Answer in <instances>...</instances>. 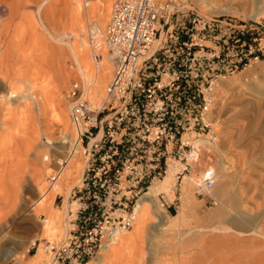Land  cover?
I'll list each match as a JSON object with an SVG mask.
<instances>
[{"label": "rangeland", "instance_id": "1", "mask_svg": "<svg viewBox=\"0 0 264 264\" xmlns=\"http://www.w3.org/2000/svg\"><path fill=\"white\" fill-rule=\"evenodd\" d=\"M41 1L0 0V95L7 94L12 88L17 92L16 96L3 98L4 103H9L11 108H14L12 113V110L7 113L5 109L0 108V119L9 118L8 120L11 123L7 128L8 132L5 130L6 133L10 132V134L3 132V136L0 130V141L1 139L2 142L4 141L3 143L0 142L3 145L2 150L0 144V190L3 185L9 184L16 178L18 179V176H29L32 168L36 165L43 167L42 191L52 189L50 175L57 167V159L65 156L68 148V144L62 142V136L67 133L70 139L73 134L76 137L74 127L69 120L68 110L65 112L66 120L64 124L57 123L53 114L54 111L49 110L44 118L47 125L42 123L40 126L34 123L31 113L26 109V107L32 109L30 99L25 96L30 89L21 83L20 74L28 73L30 76L37 77L38 79L36 78L35 82L45 86L44 88L47 91L50 90L49 93L52 95L51 91L53 92L54 87L57 86L56 77L58 72L64 71L67 73L69 78L62 86L66 106L69 105L66 96L67 89L71 82L77 80L74 76H71L74 64L68 51L58 43H54L45 34L38 22L39 20H37L35 11ZM84 1L87 0H77V6L82 11L86 9L83 4ZM99 1L104 2L106 5L109 4L110 15L114 0ZM176 1L179 3L186 1L188 6L185 7L194 6L207 16L249 20L264 28V12L259 11L260 13L257 15L249 17L242 15L247 11L252 14V11L260 7L261 0ZM49 2V5H53L57 9L55 13L57 20H63L64 1L49 0ZM41 14L44 24L50 25L53 21L50 14L45 13L44 8ZM84 19L81 23L82 36L89 42L86 23L94 20V18ZM61 27H64L63 31L65 32H72L73 30L69 26L63 25ZM52 47H54V51L51 50ZM57 47L61 48L58 50ZM91 50L92 48L89 49L88 61L92 64ZM220 79L229 80L231 82L229 88H225L222 94L219 93L220 95H209L208 110L203 114V120L200 118L197 120V135L191 133L186 136L190 141H195L199 137L203 139L206 137L211 140V133H213L216 148L200 146V154L196 164L190 162L187 170L184 171H181L184 166L183 161L177 158L171 159L168 171L172 172L175 178L171 188L172 195L159 189L157 194L148 197L151 200L152 208L146 231L139 243L130 246L129 252H124L123 264H138L140 255V264H163L167 255L175 257L174 260L177 261V264H185V262L186 264H264V232H262L264 226H261V224L264 225V56L259 57L257 60L252 59L240 70L217 80ZM103 95L99 93L97 98H89L90 107L95 108ZM199 111L197 108V114H199ZM74 152L66 165L59 170L61 174L66 171V178L62 179L58 174L56 182L60 185L65 184L62 185L63 190L53 196L51 205L48 208L40 206L36 211H33L38 194L22 192L21 201L16 207L10 209L8 206L4 209H10L11 214L18 220H24V227L18 232L10 230L7 234L12 238L6 245L9 255L8 257H6L7 255H0V264H44L50 259L51 247L56 248L67 243L74 234L78 222L77 209L80 206L77 190L81 186V180L70 188L67 199H65V187L84 163L83 149L80 147L79 150ZM43 154H47L48 160L42 158ZM210 166L214 170V177H217L219 170L224 172L222 191L218 196L198 192L197 190L196 179ZM185 175H190L193 178L189 185L191 210L185 223L176 225V223H172L171 216L177 214L180 210L181 186L184 183ZM158 179L163 178H156L154 180L155 184L152 182L138 188L139 192L136 199H139L150 186L159 183L160 180ZM196 190L198 193H196ZM219 196L225 204H228L227 207L229 208L224 212H222L223 210L220 211L222 214L219 213V210H215L218 211L217 213L214 212V208L217 205L219 206ZM67 202L70 211L69 215H64L63 209ZM232 208L234 211L236 210L237 215H240L239 219L235 218L237 215ZM223 213L226 214V217L222 216ZM208 214H214L217 217L207 220L206 225H214L220 220V222L222 221L221 224L228 226L230 230L219 231L218 233L207 231L203 239L196 235L197 238L194 237L186 241L173 240L175 243L170 248L171 251L164 250L165 240L170 241L171 239L162 238L160 234L162 231L197 229V217L204 220L206 216H209ZM243 215L247 216L246 220ZM46 218L51 219V226L47 231L45 228H41ZM215 218L218 219L215 220ZM228 218H234L238 221V224L237 222H231V224L225 222ZM65 223L67 224L66 231H64ZM133 224L124 233L132 232ZM221 224L217 223L216 225ZM258 225L259 228H257ZM259 229L262 232V234H259L261 236L258 235L260 233ZM32 238H35L34 244H30ZM227 239L229 240L227 241ZM108 241L105 239L101 242L96 254L91 258L92 264H102L99 259L102 253L105 252L103 246L110 243ZM39 253L43 255L40 256ZM183 253L184 258H182ZM185 257H188V260ZM104 259L102 261L104 264H111L108 261L109 257ZM181 260L187 261L182 262ZM178 261L181 262L178 263Z\"/></svg>", "mask_w": 264, "mask_h": 264}, {"label": "built area", "instance_id": "2", "mask_svg": "<svg viewBox=\"0 0 264 264\" xmlns=\"http://www.w3.org/2000/svg\"><path fill=\"white\" fill-rule=\"evenodd\" d=\"M89 28L91 60L99 62L105 48L112 72L95 108L78 80L67 89L84 154L80 206L74 234L51 247L49 264H87L103 240L130 229L138 188L163 177L172 158L183 161L181 171L197 159L196 140L186 136L197 135L215 81L264 56L261 26L176 0H114L104 35ZM62 142L68 148L50 181L74 154L69 134Z\"/></svg>", "mask_w": 264, "mask_h": 264}, {"label": "bare ground", "instance_id": "3", "mask_svg": "<svg viewBox=\"0 0 264 264\" xmlns=\"http://www.w3.org/2000/svg\"><path fill=\"white\" fill-rule=\"evenodd\" d=\"M58 1L60 2V0H58ZM63 1H64L63 20H57V18L55 16L57 9L55 6L48 4V3H50L49 0H42L40 2V4L37 5L36 11H35L37 20H39L38 22L41 25V28L43 29L45 34L54 43H56V44L58 43L59 45L63 46L64 47L63 49L67 50L68 53L70 54L71 59L73 60V64H74L71 76H74L81 83L83 96L87 100H89V98H97L99 93H100V95L104 94L105 82H107V78L109 77V75L111 73L112 64L108 58V54H107L105 48H103L101 50L102 58L99 62L94 63L92 61L93 63L91 64L90 61H88L89 60L88 59L89 49L91 48V47L89 48V46H91V45H90V42H87L85 40V38L82 36L81 23L83 22V20H85L84 18H86V19L90 18V17L94 18V20L86 23V32L88 31L87 27L89 28L91 26L94 30L93 34H95L97 37L103 36L104 31H105V27H106L105 23H107V21L109 19L108 18L109 17V4L106 5L104 2L99 1V0L84 1L83 4H84V7H86V9L84 11H82V9L80 10L77 6V0H63ZM179 5H181L182 7L188 6L186 1L179 3ZM43 8H44L45 13H49L50 16L52 17L53 21H52V23H50V25H45L44 22L42 21L41 11ZM259 11L264 12V0H261L260 7H258L257 10L252 11L253 12L252 14L247 11L246 13L244 12L242 15L248 16V17L254 16V15H257L258 13H260ZM63 25L73 28L72 32L71 31L70 32L63 31L64 27L63 28L61 27ZM89 29H91V28H89ZM57 48L59 50V48H61V47H57ZM51 50L54 51V47H52ZM90 53H92V50ZM90 57H91V54H90ZM25 72H27V71H25ZM68 76L69 75L67 73H65L64 71L58 72L57 77H56L57 86L56 87L53 86L54 91L53 92L51 91V93H52V95H51L49 93L50 90L47 91V89L44 88L45 86H42V85L37 84L35 82L37 77L30 76L28 73L20 74L19 79L21 80V83L28 86V88L30 89V91L28 93H26L25 96L30 99V102L32 104V109H30L28 107H26V109H27V111H29L31 113L30 115H32L31 117L34 120V123H37L40 126L42 125V123L47 125L44 118H45V116L49 110L54 111L53 114L55 116V120L57 123H59V124L65 123V120H66V118H65L66 113L65 112H66V110L69 111L70 105L66 106V104L64 102L63 93H62V86L66 82V79L69 78ZM221 78H223V77H221ZM230 83L231 82L227 79H220V80L215 81V84H214L215 86L212 87L210 95H214V94L220 95L219 93L222 94V92L225 88H227V87L229 88ZM50 85H51V83H50ZM52 90H53V88H52ZM16 95H17V92L15 89L13 90V88L10 91H8L7 94L0 95V108L5 109L7 111V113H10V111L12 110L11 111V113H12L14 108H11L9 103H4L5 101H3V98H5V97L9 98V97H13ZM6 100H8V99H6ZM8 119H5V118L0 119V130L2 131V135H3V132H5V130H7V128L11 124L10 120H8ZM74 131H75V129H74ZM7 132H8V130H7ZM74 133H76V132H74ZM6 134H10V132L6 133ZM213 135L214 134L211 133V140H209L206 137H205V139H203L202 137L201 138L199 137V139H197L194 142V144L197 148V159L195 161H193V164L194 163L196 164V162L198 160V157L200 154L199 153V147L200 146L204 147V148L205 147L206 148L207 147L213 148V149L216 148L215 137H214L215 135L214 136ZM46 139L48 140V138H46ZM0 142L3 143L4 141L2 142V139H1ZM70 142L73 143L72 147L74 148V151H77L80 149V144H79V141H77L75 134H73V137L70 139ZM1 147L3 150L2 144H1ZM42 158L44 160H48L49 157L47 156V154H43ZM83 165H84V163H83ZM168 170L169 169H167V171H166L167 174L165 173V175L162 177L163 179H161V180L158 179V180H160L159 183H157L156 185L150 186L148 188V190L145 191L143 193V195L141 197H139V199H137V202H136L137 205L135 207V220H134L135 222H133L134 224H133L132 232L129 231V233L128 232L124 233V231H122V232L112 236L108 241L110 243L105 244L103 246V250H105V252L103 251L104 253H102V256H100V259H99L100 263L104 264L102 262L103 259L105 257L106 258L109 257L108 261L111 264L112 263L123 264L122 262L125 259L124 258V252L125 251L129 252L130 246L135 245V244L140 242L141 238L144 235L143 233H145V231H146L147 222L149 221V219L151 217L150 214H151L152 203L148 197L150 195L157 194L159 192L158 191L159 189H160V191H162V190L167 191L168 193H170L172 195L171 188L174 184L175 178L173 176V173L168 171ZM206 171H208L211 174V177L209 179L205 178V172ZM213 171L214 170L212 169V166H210L207 170H204L202 172V175L198 179H196V185H197L198 192L211 193L214 196H218L221 193V191H222V177L224 176V172L219 170L217 177H214ZM82 172H83V166L79 168L77 174L73 177V179L65 187L66 188L65 189V199H67L69 196L70 188L80 182ZM58 174H59V177H61L62 179L66 178L65 177L66 171L63 174H61V173H58ZM56 180L50 181V183H51L50 186L52 187V189H50L49 191H42L43 187L41 185H43V181H44V179H43V167H41L40 165H36L32 168V172L29 176L26 177V175H21V176H18V179L16 178V180L11 181L7 185H3L4 183L2 184L3 187L0 190V255L1 256L7 255L6 257H8V255H9V253H7L8 249L6 248V245L12 239L7 235L9 233V231L12 230L14 232H16V231L18 232L19 230H21L24 227V220H22V219L18 220L10 212V209H12L13 207H16L17 204L19 203V201H21V193L22 192H32V193L34 192V193L38 194L37 200L34 203L35 206L32 209L33 211H36L38 209V207H40V206L42 208H48L51 205V200L53 199V196L56 193H60L61 190H63L62 185L65 184V183H63L60 185L58 182H56ZM191 180H193V178L190 175L184 176V183L181 186L180 210L178 211L177 214L171 216V220L173 221L172 223H176V225L177 224L183 225V223H185L186 218L189 215V212L191 210L190 199H189L190 198L189 185H190ZM154 182L155 181H153V183ZM218 200H219V206L217 205V207L214 208V212L215 213L218 212L215 210H219V213L222 210H223L222 212H224V210H226L228 208L227 207L228 204L227 203L225 204L223 202V199L220 196L218 197ZM22 201H23V199H22ZM8 206L10 207V209L4 210ZM232 210H233V208H232ZM69 211H70V206H69V203L67 202L65 204L64 209H63V214L69 215ZM222 212L220 214H222ZM234 212L236 214V210ZM214 214H208L209 216H206V218L204 220L200 219V217H197V222H198L197 229L187 228L184 230L173 229V230L162 231L160 233L162 238H170L171 239L170 241L165 240L164 250H166V251L170 250V248L175 243V241H173V240H176L179 242L181 240L186 241V240H190V239L194 238L196 235H197V237H200L203 239V236L207 233V231L218 233L219 231L230 230V228L228 226L222 225L221 224L222 221L220 222V220H218L219 222H217V223H220L221 225H216L217 223H214V225H206L207 220H211L212 218L217 217ZM136 216H137V218H136ZM222 216L226 217V214H224ZM244 217L246 220L247 216H244ZM219 218H220V216H219ZM235 218L239 219L240 215L235 216ZM216 219H218V218H215V220ZM221 219H223V218H221ZM228 219L227 220L225 219L226 221L225 220L224 221L228 222V223L230 222V224H231V222H237V224H238V221H236L234 218L233 219L228 218ZM232 224H234V223H232ZM50 226H51V219L46 218L45 223L42 224L41 228L42 229L45 228L47 231V230H49ZM235 226H236V223H235ZM261 226H264V225L261 224ZM257 228H259V225ZM66 230H67V224L65 223L64 224V231H66ZM262 232H264V231H262ZM262 232L260 230V233H258V235L262 234ZM214 234H213V236H214ZM259 236H261V235H259ZM197 237H195V238H197ZM219 239H221V238H219ZM228 240L229 239H227V241ZM239 240H240V238H239ZM245 240H246V238H245ZM209 241H210V239H209ZM229 242H231V241H229ZM34 243H35V238H32L30 240V244H34ZM203 243H204V241H203ZM210 244H212V243H210ZM180 248H181V246H180ZM173 251H175V250L173 249ZM39 255L42 256L43 254L41 255L39 253ZM184 256L185 255L183 253L182 258H184ZM178 257L180 258V256H178ZM51 258H52V256H50V259L48 261L44 262V264H49L51 261ZM174 259H175V257L173 258L170 255L169 256L167 255V257L163 261V264H177V261ZM187 260H184V261L181 260V261L185 262ZM140 261H141V255L138 258V264H140ZM180 262L178 261V263H180ZM87 264H92L91 260L89 262H87ZM180 264H182V263H180ZM185 264H186V262H185Z\"/></svg>", "mask_w": 264, "mask_h": 264}]
</instances>
